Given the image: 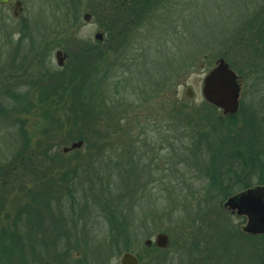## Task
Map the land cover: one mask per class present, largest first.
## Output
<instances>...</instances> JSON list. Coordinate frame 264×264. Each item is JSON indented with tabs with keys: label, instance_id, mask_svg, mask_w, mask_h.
<instances>
[{
	"label": "rangeland",
	"instance_id": "obj_1",
	"mask_svg": "<svg viewBox=\"0 0 264 264\" xmlns=\"http://www.w3.org/2000/svg\"><path fill=\"white\" fill-rule=\"evenodd\" d=\"M26 1L25 18L31 23L30 32L24 29L20 34L19 23L17 30L10 29L0 10V175L3 176L0 178V264H23L16 259L18 254L12 241L4 239L6 229L9 232L18 229L22 236L28 232L29 245H38L35 242L39 236L44 240L46 250L29 247L24 264H59L56 255H61L62 260L65 257L66 264H119L123 253L110 255L106 248L110 230L106 213L101 210L104 200L90 197L91 193H97L96 189L100 197H108L111 203L125 198L122 206L127 202L131 216L135 217L132 222L136 232L131 245L134 252L142 253L146 263L150 257L153 259V249H147L144 243L164 233L170 241L164 264H264L261 241L240 239L237 235V231L245 234L247 219L224 209L229 198L223 201L225 197L219 189L207 191L212 177L205 166L195 167L188 161L189 167L178 164L181 157L190 154L184 151L192 143L185 128L207 125L217 128L210 140L213 145L222 143L228 150L226 154L243 149L248 161L252 156L264 157V24L252 21L255 14L259 15L260 7H264V0H157L151 6H143L144 21L138 34L132 39H118V43L127 45L120 55L106 54V44L100 45L95 40L97 28L106 31L104 0ZM86 15H91L89 21ZM9 18L12 20V12ZM248 22L253 23L250 29L246 27ZM87 40L95 47L94 53L91 47L87 48ZM83 42L86 44L82 45ZM58 51L64 55L63 67L57 62ZM92 54L96 56L92 58ZM220 58L242 79L234 128H221L220 123L225 120L220 118L226 117L221 111L212 110L202 94L203 80ZM74 73H79L80 81L87 82V119H77L79 113L69 108L72 101L64 104L69 96L61 100V94L56 91V99L42 103L34 96L32 82L50 85L46 78L54 75L56 81L65 80ZM188 88L193 91L192 97L187 96ZM16 93L26 97L11 100L13 103L6 101L5 98ZM94 111L98 116H91ZM137 125L150 131L137 137ZM97 130L101 134L96 137ZM79 136L84 139L75 140ZM79 141L84 142L80 149L63 153L64 148ZM137 141L144 147L139 148V154L127 158L121 145ZM95 144L110 145L107 155L98 151L89 153ZM148 145L157 149L159 160L154 165L159 172L153 177L146 175L151 163L144 158L141 185L134 189V184L121 179L120 166L126 159L140 161L143 156L140 154L152 149ZM15 158L44 161V170L39 169L43 174L53 163L70 162L72 171H69H78L71 184L76 191H63L71 188L65 178L57 175L43 178L27 162L12 176H4L6 167ZM46 160H50L48 165ZM91 161H95L94 165ZM227 163L220 165L225 169L219 167L225 174L220 186L223 190L236 193L248 183L254 185L251 188L262 186L257 184L256 173L252 176L251 172L241 173L239 178L233 174L239 170L238 163ZM256 163L258 166V159ZM230 166L235 170L227 171ZM259 169L262 174L264 170ZM111 172L112 177L108 176ZM47 180L53 182L51 186ZM35 197L42 215L40 233L37 223L25 229L21 222L25 213L32 210ZM74 198L78 200L71 207L79 213L81 209L90 213L89 220L82 212L78 233L63 232L71 236L70 244L57 245L52 241L55 231L49 218L59 217L58 209L70 208L67 201L73 202ZM217 206L221 210L210 216L211 209ZM201 210L208 217L217 218L228 233L218 235L202 229L200 222L193 221L197 218L194 213ZM260 238L264 240V236ZM101 248L107 252L102 253ZM109 256L112 257L107 260Z\"/></svg>",
	"mask_w": 264,
	"mask_h": 264
},
{
	"label": "trees",
	"instance_id": "obj_2",
	"mask_svg": "<svg viewBox=\"0 0 264 264\" xmlns=\"http://www.w3.org/2000/svg\"><path fill=\"white\" fill-rule=\"evenodd\" d=\"M154 2H156V0H143V6H148V5H152ZM145 9V8H144ZM260 12L259 15H254L253 17V22L256 23H261L264 24V7H260ZM252 22H248V24H246V27L248 29L251 28L252 26ZM96 55L92 54V58H94ZM79 73H74L72 76H68L66 77L65 80L61 79V80H55V76L53 75L52 78L48 77L46 78L48 83H50V85H47L46 82L44 83H37L32 82V85L35 86L34 88V96L37 98V100H40V102H45L46 100L52 98V99H56V97H58V93L61 94L60 99L63 100L66 97H71L68 101L64 102V104H68V102L72 101L70 103V110L72 112L75 113H79L80 116H78L77 119H87L88 116V111H87V105L85 103V99H86V94L88 92V89L86 88L85 84H87V82L85 81H80V77H78ZM45 79V80H46ZM43 80V77L40 81ZM55 80V81H54ZM63 80V81H62ZM64 81H67L66 83ZM79 81V82H78ZM47 85V86H46ZM57 91V92H56ZM114 93V92H113ZM115 94V93H114ZM11 97V98H10ZM22 97H26L25 95H18L17 93L14 95H9V98H5L6 101H8L9 103H11L13 101H17V99L22 98ZM13 103V102H12ZM93 103V102H92ZM94 103H96L94 101ZM116 105V104H115ZM119 105H123V104H117L116 106ZM207 105V104H206ZM115 106V107H116ZM127 106V105H124ZM212 110L214 111H218L217 108L213 107V106H209ZM112 108V107H111ZM114 108V107H113ZM97 112H91V116H98V114H96ZM87 115V116H86ZM76 119V120H77ZM189 123L192 122L191 117L188 118ZM220 120H225L223 123H220V125H222L221 128L226 127V128H234L236 126V120H238L237 115L235 116H228L226 118H220ZM129 121V119L127 120ZM126 122V121H125ZM191 135L188 136V138L190 137L192 143H190L189 145L185 146L184 151H186V153H190L187 156H183L181 157V160L178 161L179 163L182 164H187V166L189 167V164L187 163V161L191 164H193L195 167L199 166L202 167V165H204L208 171V173L211 175L212 177V182L209 183L207 185V191H209L210 193L212 191H214L213 189H219L221 191V193L224 195V200H226L227 198H230L232 196H234L237 193H240L244 190L250 189L252 186V184L248 183V184H244L245 186H243L242 188H240L241 190L239 192H233L232 190L229 191L226 188H224V190L222 189V181L225 179V174L224 170L221 171V169H225V166H220L223 165L224 162L228 161V165L233 164L234 162H237L238 166L237 168L239 170H235L234 166H230L228 169H226L227 171H231L235 170L237 172H233L234 175L240 178V174H248V172H251V176L253 175V173H256L257 178H258V182L257 184L264 186V172L262 170H264V157L260 156V157H249V158H255L254 162L252 163L251 159H249L248 161V155H246V153L244 152L243 149L239 150V151H229L228 154H226V150L223 146L222 143H217L216 145H213L212 140L211 139V135L214 136V134L216 133L215 129L217 128H213L209 125H207V127L204 128H196V127H188L185 128ZM210 130V131H209ZM96 137L99 136V134H101L98 130L95 132ZM213 133V134H212ZM205 137V138H204ZM84 139L82 136L76 137L75 140H81ZM207 142H205V140ZM110 145H104L103 144H95L93 145V149L89 151V153H92V151H98L103 152V155H107L108 153V148ZM95 148V149H94ZM116 150V149H115ZM116 151H120V149H117ZM37 155V154H36ZM76 155H81L79 154V152H76ZM208 157V158H207ZM29 158V157H28ZM24 159V160H19L18 158L13 162V164L11 166L6 167V170L8 168V171L4 172V176L9 177L12 176V174L16 173V171H20L21 167L23 165L26 164H30V166L32 167L33 172L34 173H38L39 175H41L43 178H50L53 176H60L61 178H65L68 182L65 181V183H67V185H70L71 188H67V189H63L64 190H69V193L72 192L71 190L74 189V192L76 191L75 188H73V185H71L72 183H74V177L76 174H78L77 169L74 170L72 173V169L71 168V163L67 162L65 164H60L57 165L56 163H53V165L51 166H47V170L43 173H41L42 170H44L45 168V162L42 160H33V158L30 159ZM219 158V159H218ZM256 159L259 160V165L261 169L258 168L257 163H256ZM93 160H95L93 158ZM18 161H20L19 163H17ZM115 160H111L110 162H113ZM50 162V160H46V163L48 165V163ZM95 161H91V163ZM56 166H55V165ZM92 164L90 165L93 166ZM104 164H102L101 166H103ZM112 165V164H111ZM114 165V164H113ZM219 167H221V169H219ZM66 168V170H65ZM231 168V169H230ZM3 169V168H2ZM41 169V171L39 170ZM259 170L262 171V174L259 173ZM5 170V168H4ZM71 170V171H69ZM2 171V170H1ZM77 172V173H76ZM1 174V173H0ZM223 174V175H222ZM2 175H0L1 178ZM40 176V177H41ZM108 176H112V172L111 174H109ZM3 177V176H2ZM98 182H100V180H98ZM46 183L49 184V186H51V184L53 182H51V180H47ZM62 183V181H61ZM93 187L95 188V183H93ZM55 186V185H54ZM60 187V186H59ZM58 187V188H59ZM219 187V188H217ZM62 191V192H63ZM94 191V189H93ZM97 193H91V195H93V197H95V200L97 199L99 200H104L102 202V205L105 204V206L102 207V212L106 213V221L108 222L109 225V232H110V241L111 243L109 244V247H106L109 249V254H114V252L119 253L120 255L122 253L125 252H134L133 250V245H131L132 243V239H133V235L135 234V230H134V222H132L133 219H135V217L131 216V213L129 212L130 210H128L129 204H127V202H125V204L122 206V202L123 200L125 201V198H120L114 202L111 203V200L108 197H100L99 195L101 193H99L98 189H96ZM101 192L103 191V189L100 190ZM215 192V191H214ZM96 194V196H95ZM209 194V193H208ZM68 196V195H67ZM1 198V197H0ZM37 197L34 198L33 202L34 205H32V210L25 213V217L22 218L21 222L23 224V226L26 228H28L29 226H33L34 222L37 223V225H39V233H40V221H41V213L39 210L40 208V203L38 201V199H36ZM216 198V197H215ZM75 199V198H74ZM99 205V202H98ZM101 206V205H100ZM30 207V206H29ZM29 209V208H28ZM122 209V210H121ZM125 209V210H124ZM210 210V209H209ZM220 211V207H216L211 209L212 213H210V216L214 215V211ZM205 210H201L198 213H194V216L197 217L195 218L193 221L195 223L200 222V224H202V229H206V231H212L216 234L219 235L220 232L222 233H228V229L226 227L223 228V224L221 222H219V220L217 218H211L208 217L207 212H202ZM126 212V214H125ZM129 212V213H128ZM35 213V214H32ZM32 214V215H30ZM208 217V218H206ZM132 218V219H131ZM190 218V217H188ZM30 220H32V222H30ZM40 223V224H39ZM237 235L240 239H249V240H255V239H259L261 241V244L259 246V248H261L264 252V240L260 238V236H250V235H245L242 234V232L237 231ZM262 237V236H261ZM7 238V239H6ZM5 240H9L12 241V245L14 246L18 256L16 257L17 260H20V262H22L23 264L25 263V261H27V256H28V248L31 247L30 249H35L36 247H39V249L42 252L43 250H46V245L44 243V240L41 239V236H39L38 241H36L35 243H38V245H29V233L27 232L26 235L24 234V236L21 235V232L18 229H14V231L12 230V232H9V230L6 229L5 231ZM58 247V246H57ZM105 247V246H104ZM105 248H101V252L105 254V252H107V250L105 251ZM169 250L167 251H162L159 249L154 248L152 250L153 253V259H151V257L149 258V261L146 263V260L144 258V256H142V253L138 254L141 261L144 264H164L167 260V253ZM151 253V251L149 252ZM14 256V255H11ZM104 257V256H102ZM112 256H109L107 258L110 259ZM149 257V256H148ZM13 258V257H11ZM264 259V256L261 257ZM56 259L60 260L59 264H66L67 260H65L66 258L64 257L62 260L61 255H56ZM12 262V261H11ZM13 262H17L16 260H14Z\"/></svg>",
	"mask_w": 264,
	"mask_h": 264
},
{
	"label": "flooded vegetation",
	"instance_id": "obj_3",
	"mask_svg": "<svg viewBox=\"0 0 264 264\" xmlns=\"http://www.w3.org/2000/svg\"><path fill=\"white\" fill-rule=\"evenodd\" d=\"M3 0H0V10H1V14H2V20L6 21L5 24H7V26L10 27V29L12 30H17L16 29V24L19 23L21 24V29L20 27L18 28L19 33L22 34V32H24V29H26L28 32L31 31V23H28V19L25 18L26 14L28 13V7H27V1L26 0H6L5 3H2ZM157 2V0H156ZM143 0H104L103 2V17L104 19H106V31H101L100 29L97 28V33L95 35V40L96 43L100 44V45H104L106 44L105 47V53L107 54L112 53L113 52L115 54L120 55L124 50H126L127 45L125 43H118V39L123 38V39H132L134 36H136L138 34V32L141 30L142 28V23L144 21L143 18ZM12 12V20L9 18V13ZM91 19V15H89ZM117 21L120 22V24L117 23ZM8 22L10 23V25H8ZM113 23H115V25H113ZM28 27V28H27ZM112 33V37L111 40H109V35L110 32ZM100 35V36H99ZM112 39H114V41H112ZM85 42V41H84ZM82 43V45H85L86 43H88V49L90 48L92 50V52L94 53V49L95 47L92 46L91 41L87 40L86 43ZM88 52V51H87ZM170 97V96H169ZM134 118V117H132ZM147 128H143L137 125L136 128V133L135 135L137 137H140V135L142 136L144 134V132H148L150 131V129ZM127 130V129H126ZM153 130V129H152ZM131 131H133L131 129ZM128 132H130V130H128ZM125 133V132H124ZM128 134V133H126ZM147 147V145H145ZM164 146V145H163ZM122 147V152H125L124 155H126V157L128 158L135 156V154H139L138 152L140 151L139 148L144 147V145L142 146L139 141H137V143L135 142H128L125 143L123 145H121ZM148 147L152 148L153 145H148ZM165 148V147H164ZM142 149V148H141ZM166 149V148H165ZM157 149H149L145 154L141 153L140 155H143L141 160L136 162L134 161V159H126L125 161L122 162L120 168V172H121V179H123V182L125 183H131L134 184L135 187L134 189H139L140 185L139 182L141 181V178L143 176H141V174L143 172H141V170H143L144 168V158L147 159V161L149 160L150 164V168L146 169V175H149V177H153L156 176V174H158L159 172V168L157 167V165H154V162L159 158L157 157V154H155ZM167 150V149H166ZM131 152H133L131 154ZM174 155L171 154V159L173 158ZM114 173V171H113ZM155 174V175H153ZM112 177V176H111ZM148 177V176H147ZM139 184V186H138ZM90 194V193H89ZM91 199H94L91 194H90ZM78 198H75L73 200V202L71 201H67L68 204L70 205V208L68 207L66 210L64 209H58L59 212V217H53L54 215H51L49 218V223H50V227L51 229L53 228V230L55 231V234L53 235V237L55 238V240H52L53 242H56V244L58 245H69L70 244V240L69 238H71V236L67 235L65 236V233L63 234V232L66 233H73V232H77L79 231L80 227H79V222L82 221L81 215L82 212H84V216L85 218L87 217V220H89L88 215L90 213H86L85 211H80L73 209L71 207V205L77 203ZM52 210V209H51ZM88 211H90L88 209ZM55 212V211H54ZM76 213H79L78 215ZM43 222L45 223V218H43ZM83 225V224H82ZM46 227V226H45ZM47 230V228H46ZM30 231V230H29ZM51 231L48 230V233H50ZM157 236V235H156ZM49 238V237H48ZM151 241L152 244L151 246H147L145 245V247L147 249H159L158 247L155 246L154 241L152 240H148ZM111 243V241L109 240V244ZM154 245V246H153ZM161 250V249H159ZM162 251H166V250H162ZM133 253L137 256V258L139 259L140 264H144L139 255L136 252H130Z\"/></svg>",
	"mask_w": 264,
	"mask_h": 264
},
{
	"label": "water",
	"instance_id": "obj_4",
	"mask_svg": "<svg viewBox=\"0 0 264 264\" xmlns=\"http://www.w3.org/2000/svg\"><path fill=\"white\" fill-rule=\"evenodd\" d=\"M5 2L6 0L2 1ZM89 18V15L85 16L86 21H89ZM56 58L58 65L63 67L64 55L61 51L56 53ZM241 92V77L224 58H220L203 80L202 94L205 101L221 111L223 116H234L240 109ZM187 96H193L191 88L187 89ZM83 144V141L75 142L71 147L64 148L63 153L80 149ZM224 209L247 219L246 227L243 229L245 234L264 236V186L250 188L230 197L224 203ZM151 244V241L145 242L147 246ZM154 244L161 250H167L170 245L168 235L158 234ZM119 264H140V262L135 254L125 252L121 255Z\"/></svg>",
	"mask_w": 264,
	"mask_h": 264
}]
</instances>
